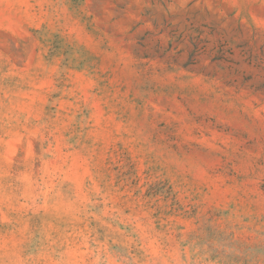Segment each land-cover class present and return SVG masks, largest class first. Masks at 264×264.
<instances>
[{
	"label": "rangeland",
	"instance_id": "rangeland-1",
	"mask_svg": "<svg viewBox=\"0 0 264 264\" xmlns=\"http://www.w3.org/2000/svg\"><path fill=\"white\" fill-rule=\"evenodd\" d=\"M0 264H264V0H0Z\"/></svg>",
	"mask_w": 264,
	"mask_h": 264
}]
</instances>
